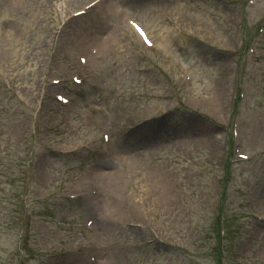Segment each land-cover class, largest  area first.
Here are the masks:
<instances>
[{"label": "rangeland", "instance_id": "obj_1", "mask_svg": "<svg viewBox=\"0 0 264 264\" xmlns=\"http://www.w3.org/2000/svg\"><path fill=\"white\" fill-rule=\"evenodd\" d=\"M92 1L29 0L26 14L0 16V264H90L93 255L99 264H217L218 214L224 264H259L264 17L252 27L245 0H116L111 12L105 5L71 17ZM125 19L148 23L165 48L145 49ZM112 36L119 40L107 47ZM78 57L89 59L74 87ZM54 93L70 104H56ZM233 147L251 161L232 156ZM149 173H164L173 206L153 192ZM97 184L101 194L90 198Z\"/></svg>", "mask_w": 264, "mask_h": 264}, {"label": "bare ground", "instance_id": "obj_2", "mask_svg": "<svg viewBox=\"0 0 264 264\" xmlns=\"http://www.w3.org/2000/svg\"><path fill=\"white\" fill-rule=\"evenodd\" d=\"M0 1L2 2V7L4 9L2 14L0 15L1 17L7 16V18H10V16H17V13L26 14L27 12H24V10L30 8L29 6H27V5H29V0H0ZM105 1L106 0H101L100 3L101 2L105 3ZM98 7L99 6H97L96 8H98ZM106 10L111 12L112 8L111 7L108 8V6H107ZM36 12H37L36 9L32 12V21H33L32 23L33 24H36V22L39 19V14H36ZM108 15L111 16V13ZM124 15H126V14L124 13ZM116 21L118 22V20H116ZM140 24L144 26L146 33L149 35V33H150L149 30H151V27H149L148 23L143 24L142 22H140ZM6 35L8 37V45L10 46L14 42L13 41L14 30L10 29L9 31H7ZM117 40H119V39L115 38L114 36H112L111 39H107V42H106L107 47L109 45H111L112 43L114 44V42H117ZM156 43H157V46H159L161 48H165L163 45L164 44L163 38H160L158 41H156ZM41 44H42V46H44L43 42ZM225 90H226V86L221 87L220 93L217 96H215L217 103H218V101L222 103V101H223L222 98H223V95L225 93ZM146 175H145V178H147L148 181H151L153 179L155 182V188H154L153 192L161 198L163 203L165 205H167L168 208H169V206H173L174 200H175V194L172 191H170L167 187V184H165L163 182V180H165L164 178H162V176H164V173H158V174L149 173ZM100 194H101V192H100ZM114 212H115V209H114ZM119 212H120V210H119Z\"/></svg>", "mask_w": 264, "mask_h": 264}, {"label": "snow or ice", "instance_id": "obj_3", "mask_svg": "<svg viewBox=\"0 0 264 264\" xmlns=\"http://www.w3.org/2000/svg\"><path fill=\"white\" fill-rule=\"evenodd\" d=\"M132 27L135 29V31L140 35V37H145L146 33L144 30V26L140 25L139 23H134ZM150 44V42H149ZM107 139V137H105Z\"/></svg>", "mask_w": 264, "mask_h": 264}]
</instances>
